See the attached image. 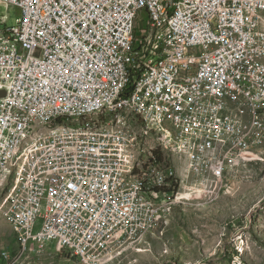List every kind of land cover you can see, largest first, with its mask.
Returning <instances> with one entry per match:
<instances>
[{
	"label": "built area",
	"instance_id": "1",
	"mask_svg": "<svg viewBox=\"0 0 264 264\" xmlns=\"http://www.w3.org/2000/svg\"><path fill=\"white\" fill-rule=\"evenodd\" d=\"M0 5L16 8L19 15L14 26L0 22L4 164L9 136L37 115L59 104L87 105L89 112L99 93L113 91H120L118 101L128 100L136 112L137 104L154 103L153 123L165 117L161 126L174 128L177 145L180 138L188 139V149L180 147L178 174H171L172 160L166 156L171 193L152 189L154 171L136 188L116 191L125 177H119L121 163L111 148L127 145L128 135L126 140L40 142L61 145V152L51 168L31 162L37 172L26 189L28 200L14 203L15 243L0 250V264L9 263L22 247L53 248L60 240H67V250L99 260L135 229L138 203L151 210L153 202L182 194L191 199L210 194L237 168L240 147L257 144L264 135V65L253 66V57L264 55V0H0ZM186 19H194V26L185 27ZM253 47H261V54H253ZM118 63H125L129 84L113 90ZM204 64H213V72H204ZM183 70H193V77L177 81ZM146 74L154 75V84L139 90ZM204 75H214L213 88L200 90ZM192 82H199V89H192ZM159 83H170L169 92L153 95ZM217 86L231 87L255 106L249 137H242L241 112L214 102ZM158 103L178 106L179 114L163 116ZM222 146H230V153H222ZM92 151L103 152V159H91ZM69 152H77L82 164L63 170ZM211 162L219 164L218 182L207 178Z\"/></svg>",
	"mask_w": 264,
	"mask_h": 264
},
{
	"label": "bare ground",
	"instance_id": "2",
	"mask_svg": "<svg viewBox=\"0 0 264 264\" xmlns=\"http://www.w3.org/2000/svg\"><path fill=\"white\" fill-rule=\"evenodd\" d=\"M193 26L194 19L185 20V27ZM253 54H261V47H253ZM263 58L264 55L253 57V66H263ZM204 72H213V64H204ZM192 77L193 70H183V73H177V81H187ZM122 84H129V76H125V63H118V66H114L113 90H121ZM153 84L154 75L146 74L145 78L138 82V89L147 90ZM213 87L214 75L202 76L200 90H209ZM192 89H199V82H192ZM169 90L170 83H159L153 88V95H165ZM216 94L214 95L215 103L223 102L227 107L235 108L241 112L242 137H249L253 116H255V106L246 103L244 96L229 86H217ZM119 98L120 91L99 93L97 101L93 103V110L89 112H87V105H56L47 110L45 114L37 115V119L22 126L19 131L15 132V135L9 136L10 148L5 154V164L4 160H0V177L7 181L10 179L12 182L9 208L4 213L11 230L15 229L13 216H10L13 214L14 203L28 200V190L26 189L31 188L37 172V164L31 162L41 161L42 168H51L56 163L57 153L61 152V145L49 144V146H45L40 145V142L71 143L72 139L74 141L99 140L112 136H118L119 140H126V135H128L127 145L111 148V155L121 163L119 177H125V180L116 183V191L136 188V182H144L148 174L154 171L149 176V185L152 189L171 193L169 185L173 184V177L166 176L165 171H170V164L164 155L172 160L171 174H178L177 163H179L180 147L188 149V139L180 138V146L177 145L178 135L174 128L165 129L161 126L165 125V117H158V123H153L150 112L154 110V103L137 104L136 112L132 108V103L128 100L118 101ZM111 101L116 102L110 103ZM158 113H163V116L178 115L179 107L158 103ZM115 115L122 117L117 119L114 117ZM22 138L23 144L20 146ZM164 139H167L169 147L165 145ZM155 141L158 150L152 143ZM263 141L264 135L257 139V144L241 146L237 154V167L244 163H251L256 157L255 151L260 145H263ZM35 145H38L36 149ZM222 153H230V146H222ZM159 154L162 156L161 160L158 159ZM45 155L48 157L44 158ZM91 159H103V152L92 151ZM65 161L63 170H70V164H82V157H77V152H69L65 154ZM218 173V162H211L207 167V178L210 182H218ZM220 191L224 193L221 186L217 192ZM182 196L187 195L182 194ZM175 201L176 198H170L153 202L151 210L146 208L145 203H138L137 213L140 215L135 229L129 236L120 240V245L105 252L99 260L97 257L85 258L83 255H77L73 250H67V240H60L58 247L82 264H110L124 251L139 247L149 236L162 231V223H166V217L173 209ZM17 252L21 257L38 256L48 251L47 248L32 251L29 247H22L21 251ZM16 262L12 257L7 264Z\"/></svg>",
	"mask_w": 264,
	"mask_h": 264
},
{
	"label": "rangeland",
	"instance_id": "3",
	"mask_svg": "<svg viewBox=\"0 0 264 264\" xmlns=\"http://www.w3.org/2000/svg\"><path fill=\"white\" fill-rule=\"evenodd\" d=\"M18 16L16 8L0 5V22L6 26H14ZM33 54L38 56L39 49ZM152 143L158 150L156 141ZM255 155L251 163L234 168L210 194L198 199L177 196L162 231L139 247L124 251L110 264H264V141ZM179 168L177 163L178 173ZM220 186L224 193L217 192ZM10 188L11 180L0 177V207L5 221ZM2 217L0 250L15 243ZM47 251L21 257L15 251L12 257L15 264H82L58 246L48 245Z\"/></svg>",
	"mask_w": 264,
	"mask_h": 264
},
{
	"label": "crops",
	"instance_id": "4",
	"mask_svg": "<svg viewBox=\"0 0 264 264\" xmlns=\"http://www.w3.org/2000/svg\"><path fill=\"white\" fill-rule=\"evenodd\" d=\"M258 155H259V154H258ZM2 210H3V209L0 207V216H1V217H2V215H1V211H2ZM170 213H171V212H170ZM170 213H169V214H170ZM169 214H168V215H169ZM168 215H167V217H168ZM167 217H166V220H167ZM2 219L4 220V224L9 225V224H7L8 221H5V219H4L3 217H2ZM166 222H167V221H166ZM5 243H6V244L9 243L7 239H5Z\"/></svg>",
	"mask_w": 264,
	"mask_h": 264
},
{
	"label": "trees",
	"instance_id": "5",
	"mask_svg": "<svg viewBox=\"0 0 264 264\" xmlns=\"http://www.w3.org/2000/svg\"><path fill=\"white\" fill-rule=\"evenodd\" d=\"M159 160H161V155L159 154V157H158ZM69 257H72L74 259V257L70 254H68Z\"/></svg>",
	"mask_w": 264,
	"mask_h": 264
},
{
	"label": "water",
	"instance_id": "6",
	"mask_svg": "<svg viewBox=\"0 0 264 264\" xmlns=\"http://www.w3.org/2000/svg\"><path fill=\"white\" fill-rule=\"evenodd\" d=\"M5 92L4 91H0V97L4 96Z\"/></svg>",
	"mask_w": 264,
	"mask_h": 264
}]
</instances>
